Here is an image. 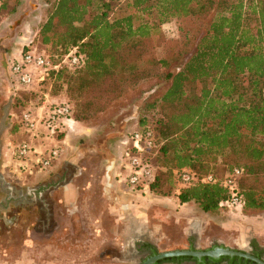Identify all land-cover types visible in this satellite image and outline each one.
Segmentation results:
<instances>
[{
  "label": "trees",
  "instance_id": "obj_1",
  "mask_svg": "<svg viewBox=\"0 0 264 264\" xmlns=\"http://www.w3.org/2000/svg\"><path fill=\"white\" fill-rule=\"evenodd\" d=\"M0 1L3 5L18 0ZM119 1L56 0L40 26L41 43L56 52L48 55L52 60L72 48L83 55L80 68L62 70L53 77L64 75L68 96L77 98L75 108L81 112L72 109V121L87 119L86 104L80 102L83 91L76 90L75 83L89 86L94 79L107 76L122 49L154 42L167 18L198 16L213 4L211 0H123V14L118 11L119 16L110 19L111 7ZM216 6L220 10L182 68L162 77L169 87L160 102L175 109L161 118L155 131L150 127L157 158L154 179L146 190L167 197L170 186L162 189L161 179L171 178V171L187 169L197 176L221 178L239 168L241 209L263 211L264 186L253 183L259 176L264 178V0H221ZM168 60L153 59L151 71L155 66L165 68ZM215 159L228 170L220 175L210 173L206 160ZM226 197L218 184H195L176 193L179 204H194L203 213L214 212Z\"/></svg>",
  "mask_w": 264,
  "mask_h": 264
},
{
  "label": "rangeland",
  "instance_id": "obj_2",
  "mask_svg": "<svg viewBox=\"0 0 264 264\" xmlns=\"http://www.w3.org/2000/svg\"><path fill=\"white\" fill-rule=\"evenodd\" d=\"M211 1L213 4L210 9L201 15L167 18L159 26L157 39L154 42H148L146 47L135 46L131 50L122 49L123 52L114 57L109 74L103 76L104 78L94 79L89 86L82 82L75 83L76 90L83 91L80 102L86 104L84 112L87 119L80 122L74 121V123L67 121L64 124V130L58 129L55 133H49L48 136L39 129L40 131L32 138L19 130L18 120L24 110L27 108L34 110L41 104L43 93L60 97L57 103L67 102L73 111L81 112L80 107L75 108L77 98L73 99V94L70 97L67 94L64 75L51 77L44 84L28 90H12L7 78V62L17 58L20 53L30 50L45 55L56 53L53 48L41 43L39 34L40 26L52 11L56 0L5 1L3 5L0 1L2 186L24 188L35 179L36 171L28 174L16 166L13 153L15 147L22 141H31L38 153L41 150L57 148L59 151L57 160L60 161V158H63L62 160L67 161V166L69 164V167L74 166L76 170L81 169L79 175L74 176L72 180V184L77 187H102L104 168L109 160H114V174L111 175V182L113 187L115 186L117 195L125 196V249L120 253L117 251L104 253L103 258L90 260L92 264H138L140 258H132L128 253V247L130 249L131 240L142 239L138 237L141 225L151 229L160 227L162 224L167 234L170 233L174 239L177 237V233L170 232V220L167 217L164 219L162 207L164 203L160 200L162 197L148 192L145 188L129 190L124 186L122 177L126 171L122 169L125 153L123 141L128 134L142 126H149L155 131L161 118L167 117L175 109L173 105L168 107L160 102V98L169 87V81L162 77L166 73L174 74L180 70L194 52L195 45L204 35L207 24L212 20L214 13L220 10L216 4L221 0ZM122 4L123 0L113 3L109 14L110 19L119 16L118 11L120 15L123 14ZM164 57L169 59L167 66L165 68L155 66L151 71L152 60ZM145 70H147L146 77L143 76ZM70 120H72L71 117ZM75 127L76 130H74ZM156 158L157 152L152 159L155 166ZM206 163L211 170L210 173L213 174L220 175L228 170V166L225 167L219 159L206 160ZM170 175L171 178L168 175V178L165 176L161 179L164 183L162 189L168 184L170 191L166 198L173 200L176 197L175 191L178 190V185L172 171ZM32 182L40 181L35 179ZM251 183L247 182V184ZM253 185L254 187L264 186V178L259 176ZM221 211L225 216L236 220H241L246 215H257L264 219V210L242 208ZM117 214L122 216L120 208ZM153 248L157 251L154 244ZM159 250L165 249L159 247Z\"/></svg>",
  "mask_w": 264,
  "mask_h": 264
},
{
  "label": "crops",
  "instance_id": "obj_3",
  "mask_svg": "<svg viewBox=\"0 0 264 264\" xmlns=\"http://www.w3.org/2000/svg\"><path fill=\"white\" fill-rule=\"evenodd\" d=\"M42 96L36 111L60 99L48 93ZM62 159H56L46 171L35 172L40 182L33 179L24 188L2 186L0 172V264H92L90 260L103 258L105 252L125 249V196L119 197L111 182L114 160L107 178L108 164L104 168L102 187H77L72 180L81 169L67 166ZM3 195H24L30 202L21 209L12 203L2 206ZM160 200L164 219L170 220V232L177 237L168 235L162 224L151 229L141 225L138 235L142 238L139 242L154 244L157 252L189 247L201 250L214 244L248 250L249 242L264 251V219L260 216L236 220L225 216L220 208L203 213L194 204H179L176 197ZM119 208L122 216L117 214ZM135 245L139 243H130L132 252Z\"/></svg>",
  "mask_w": 264,
  "mask_h": 264
},
{
  "label": "built area",
  "instance_id": "obj_4",
  "mask_svg": "<svg viewBox=\"0 0 264 264\" xmlns=\"http://www.w3.org/2000/svg\"><path fill=\"white\" fill-rule=\"evenodd\" d=\"M83 60V55L76 48L69 49L56 61L48 55L31 50L20 53L17 58L7 62L9 85L12 90H28L40 86L62 70L72 72L80 68ZM36 110L27 108L18 120L19 130L30 138L41 129L46 136L55 133L58 129L64 130V124L70 120L72 114V107L67 102L52 103L46 105L44 110ZM123 144H125V153L122 169L126 171L122 177L124 186L129 190L139 187L146 189L153 181L156 171L152 160L157 149L153 130L148 126L134 130L126 136ZM58 155L57 148L36 152L31 141L20 142L13 153L17 168L28 174L34 171H46L56 161ZM241 173V169L232 168L221 178H217L212 174L197 176L187 169L172 171L178 190L195 184H218L227 193V197L218 203V208L227 210L242 207L238 190Z\"/></svg>",
  "mask_w": 264,
  "mask_h": 264
},
{
  "label": "water",
  "instance_id": "obj_5",
  "mask_svg": "<svg viewBox=\"0 0 264 264\" xmlns=\"http://www.w3.org/2000/svg\"><path fill=\"white\" fill-rule=\"evenodd\" d=\"M112 160L108 161V166L105 170V176L108 177V172L111 167ZM148 247L150 255L141 260L138 264H159L164 262H181V261H193L195 264H216L220 260L226 259L228 264H231L232 260L236 262H243L244 264H264V260L260 258L255 252L254 254L248 251L232 249L222 245H212L206 249H194L189 247L188 249L172 250L166 252H157L153 247Z\"/></svg>",
  "mask_w": 264,
  "mask_h": 264
},
{
  "label": "flooded vegetation",
  "instance_id": "obj_6",
  "mask_svg": "<svg viewBox=\"0 0 264 264\" xmlns=\"http://www.w3.org/2000/svg\"><path fill=\"white\" fill-rule=\"evenodd\" d=\"M107 164H108V162H107ZM9 197L10 196L5 197L3 195V200H1L2 206L12 203V204H15L16 206H18L19 209H21L22 206L25 207V205L30 202V200L28 201L27 197H25L24 195L14 196L13 198H9ZM131 242L133 244L134 243L135 244L139 243V245L137 247H136V245L134 247L136 253L139 251L137 254L135 252H132L131 248L129 249V247H128V250H129L128 253L131 254L132 258L138 257V258H140V261H141L145 257L150 255V252H149L147 246L153 247L151 244L141 243V242H139V238L131 240ZM127 244H129V243H127ZM248 247H249V249L248 250H244V251H248L251 254H254L255 252H257L258 256L263 259V251L261 249L257 248L255 245H253L252 242L248 243ZM105 253L109 254V252H105ZM103 255H104V253H103ZM185 262L186 263H190V264H195V262H193V261H185ZM185 262L184 261H182V262H174L173 261V262H164V263H159V264H182V263H185ZM207 264H211V263L208 262ZM216 264H228V261L226 259H223V260H220ZM231 264H244V263L242 261L238 263V262H236V260H232Z\"/></svg>",
  "mask_w": 264,
  "mask_h": 264
},
{
  "label": "bare ground",
  "instance_id": "obj_7",
  "mask_svg": "<svg viewBox=\"0 0 264 264\" xmlns=\"http://www.w3.org/2000/svg\"><path fill=\"white\" fill-rule=\"evenodd\" d=\"M5 63V61H3Z\"/></svg>",
  "mask_w": 264,
  "mask_h": 264
}]
</instances>
